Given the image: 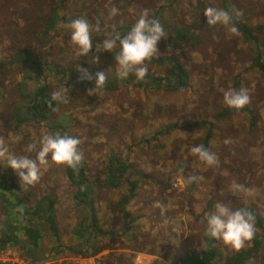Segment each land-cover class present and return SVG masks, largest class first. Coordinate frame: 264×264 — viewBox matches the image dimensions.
Masks as SVG:
<instances>
[{
  "label": "rangeland",
  "instance_id": "rangeland-1",
  "mask_svg": "<svg viewBox=\"0 0 264 264\" xmlns=\"http://www.w3.org/2000/svg\"><path fill=\"white\" fill-rule=\"evenodd\" d=\"M262 2L264 0H64L62 11L69 14L67 19L89 16L88 21L94 28L99 24L100 30L92 32L93 49L88 56H81L80 52L76 55L79 49L66 36L69 30L63 27L59 32L56 29L50 32V41L36 34V41L45 40L49 49L43 54V46H38L40 53L34 57L36 48H30L31 42L27 48L15 44L20 38L19 31L38 30V18L46 19L58 0H27L25 16L28 21L25 22L13 19L12 14L13 10L25 9L24 0H0V60H6L0 73V135L6 138L10 150L24 155L28 144L36 143L39 148L43 135L63 131L64 135L80 139L86 175L99 174L111 161L112 153L117 159L125 156L130 168L139 172L133 177V180L137 178L139 191L133 202L125 206L132 217L138 216L131 222L132 228L128 232L123 230V219L116 206L120 193L100 188L106 175L97 176L99 180L95 181L99 187H94L92 197L96 195L94 216L97 224H102L103 234L91 240L87 239L85 230L88 224L85 201L74 208L71 202L73 190L68 187L63 166L50 161L42 169L40 182L32 187L36 195L43 181L49 186L46 193L54 198L52 215L59 227L58 243L55 244L48 234V240L44 239L43 243L47 247L34 250L31 257L34 262H29L30 257H26L20 248L0 251V264H173L176 261L173 258L209 246L220 252L217 263L225 262L232 254L236 257V253L244 252L242 259H248L246 262L239 260V264H263L264 240H260L257 247L256 242L251 241L240 251H235L222 241L202 240L207 222L201 223L207 216L201 214L203 202L207 200L213 205V211L217 202L233 210L244 208L255 216V222L256 217L262 218L264 224V75L251 60L256 50L245 35L239 31L233 34L230 26L208 25L204 16L207 7L221 8L229 12L232 20L244 19L253 28L262 16L256 12L261 11ZM113 7L118 9L115 15L111 11ZM144 9L149 10L150 17L158 20L166 32L165 39L157 45L158 54L146 62L147 75L158 81L157 77L167 75L179 65L186 73L188 85L176 92L169 90L162 80L157 88L149 83L146 87H134L136 81L131 80L127 86L109 88L111 86L105 85L107 88L88 95L91 88L84 85L88 82L92 85L93 81L79 79L80 71L75 72L72 67L77 65L88 72L102 71L107 75V82L115 78L113 83H126L127 78L118 77L116 63L109 64L105 59L107 52L101 48L98 53L95 46L111 35V28L128 25L126 27L131 30ZM126 27L121 28L122 32L125 33ZM175 31L185 34V40H178ZM11 51L15 52L13 56H9ZM94 56L99 57V63L91 62ZM45 57L47 62H53L51 65L69 70L58 73L43 69L42 75L40 68L31 62ZM262 59L264 62V57ZM172 80L173 77H169L170 83ZM58 81L62 86L68 82L66 102H53L56 111H47L48 118L39 121L38 125L23 119L24 102L37 85L42 82L49 88L51 96L61 89ZM78 85L82 88L75 87ZM241 88L247 89L251 102L240 111L227 107L223 102L224 91ZM216 115L220 118L213 120ZM17 136L21 137L19 141H15ZM229 137L232 143L225 145L223 141ZM200 144L218 156L219 167H208L191 153V148ZM30 155L35 157V153ZM189 160L192 170L187 166ZM204 166L206 173H201L199 170L204 171ZM4 168H8L6 164H0V172ZM178 170L187 173L180 178ZM189 175L203 179L186 184L184 178ZM127 177L132 178L129 174ZM234 180L253 189L254 195L245 197L234 193L230 187ZM168 206L167 215L179 218L177 233L171 232L165 221L164 207ZM10 216L13 215L4 214L0 218L4 220ZM78 223L82 224L81 230ZM44 229H47L46 224ZM168 232L172 235L166 240ZM259 232L256 227V238L261 237ZM174 234L180 239H193L196 244L173 241ZM86 239V256L62 248L82 251ZM59 241L63 246L54 249L60 245Z\"/></svg>",
  "mask_w": 264,
  "mask_h": 264
},
{
  "label": "trees",
  "instance_id": "trees-1",
  "mask_svg": "<svg viewBox=\"0 0 264 264\" xmlns=\"http://www.w3.org/2000/svg\"><path fill=\"white\" fill-rule=\"evenodd\" d=\"M27 6H24L25 9L22 11L14 10L12 11L13 19L20 20L22 22L28 21V17L25 16L26 9H28V3L27 0H24ZM64 0H58L57 5L50 8V12L46 19L38 18V21L40 22L38 25L39 27V33L38 30H21L19 31L20 38H17L15 41V44H20L22 48L29 45L28 42H31L30 48L35 47L36 50L34 52V55L37 56L40 51L38 49V46H43V54L46 49L48 48V42L45 40H42L39 42L36 41L35 36L36 34H40L42 38H46L47 41H50L48 35L50 32L54 29L59 32L68 22L75 20L73 17H68L67 12H63L62 8L64 7ZM261 11H256L257 14L261 13L262 16L259 17V21L255 25V27H250L247 22H244V19L239 20H232V23L234 22L235 27H237L238 31L245 35L247 37V41L252 42L253 48L255 52L253 53L254 56H252L254 66L256 69L259 70L264 75V62L262 57H264V2L260 4ZM226 7V5L224 6ZM69 8V6H68ZM235 8V7H234ZM157 13V12H155ZM68 14V15H67ZM37 15L35 14L34 18H36ZM77 19V18H76ZM85 19L89 20V16H86ZM21 22V24H22ZM20 24V25H21ZM126 26H120V27H114L111 28V35H109L108 38H113L116 33L120 34L122 37L126 35V33L129 32V28ZM127 28V30L122 32L124 28ZM122 28V30H121ZM66 31V30H65ZM250 31H252L250 33ZM105 33V31H104ZM176 38L178 40H185V34L181 35L174 32ZM66 36L70 37V31H66ZM96 38H94V41L96 42ZM118 43V42H117ZM119 51V46L115 48L112 52H107V57L105 58L108 60L109 64L116 63L115 61V55ZM14 51H11L9 53V56H13ZM79 53V50L75 52L77 55ZM73 54V53H72ZM45 59V60H44ZM46 57L43 58L41 61L33 60L31 63L35 66H38L40 68V72L43 75V69H51L58 73H65V71H68L69 68L66 67H59V66H53L51 63L53 62H47ZM151 61V60H150ZM112 62V63H110ZM157 63V61L155 60ZM6 60L1 59L0 60V73L1 70H3L5 67ZM105 66V64L103 65ZM45 67V68H44ZM80 67V66H79ZM79 67L77 65L73 66L72 68L74 71L79 72ZM106 67V66H105ZM39 70V69H38ZM88 72V71H87ZM101 72V71H99ZM81 73V72H80ZM93 76L92 85H90V82H88L84 86H89L91 89L95 87V74L97 72L90 71L88 72ZM93 73V74H92ZM64 74H61L63 76ZM1 76V74H0ZM79 79H81V76L78 74ZM186 73L181 68V66L176 65L175 68L171 72H169L167 75H164L163 77H160L158 81L154 80V77L152 75H146L144 80H138L134 74H131L127 77L128 81L126 83L120 81L118 84L113 83L114 79H108V82L106 85L111 86L109 88H115L117 85L120 86H127L130 84L131 80H135L136 82H132L134 87H146V84H150L151 86H156L157 88L159 85V81H165V85L168 86L169 90L172 91H182L184 87H186L187 80H186ZM169 77H173V82L170 83ZM40 79H42L40 75ZM2 78H0V86H1ZM68 82H65L62 86V84L58 81V85L60 88H65L67 86ZM123 84V85H122ZM161 84V83H160ZM171 84V85H169ZM82 88L80 85L75 86ZM107 87H104L105 89ZM108 88V89H109ZM48 87L43 85L42 82L37 85L36 89L32 91L31 96L27 98V100L24 102V116L23 119H26L28 121H34L35 125H38L39 121L45 120L48 118L46 116V112L50 109L48 108V101H50L51 96L48 94ZM56 90V89H55ZM76 91H79L78 88L75 89ZM220 115H216L213 117L214 119H219ZM22 123V121H19ZM206 122H204L205 124ZM200 124H203L201 122ZM63 131H60V135H64L62 133ZM17 155V154H16ZM110 160L108 161L104 167L100 170L99 174H88L85 173L86 168L84 165V162L81 164V166L77 170H73L72 168H69L67 166H64V177L67 179L70 187H72L73 195L71 197V202L74 206V208H78L84 204L85 201V209L88 215V224L85 226L86 230V236L87 239H93V237H97L101 234H103V230L101 229L102 224H97L96 217L94 216L95 210H94V204L93 201H95V197H92L93 192L95 191L96 186L99 187L98 181H95V179H98V175L105 176V181L103 184L100 185V188H103L104 190H116L119 193L121 191H125V193L122 195H118L116 206L119 211V215L123 219V230L124 232H128L132 226L131 222H133V217L125 210L126 203L129 201V199L134 195L137 187H138V181H136L137 178L133 177L137 176L136 174L133 175V170L130 168V164L125 156L120 157V159H117L115 156V153H112L110 156ZM115 164V166H114ZM136 173V172H135ZM131 175L132 178L127 177V175ZM15 173L10 167L4 168L0 172V217L4 214H11L13 216L6 217L4 220L0 218V251H5L9 248H20V250H24V254L26 257H30L29 262H34V259H31V257L34 255V250L39 247H47L46 245H43L44 239L48 240L46 237L49 234V236L54 238V243H58V236H59V230L58 226L55 225L54 218H53V204H54V198L52 195L46 193L47 190H49V186L46 181H43L41 183L42 188H40L39 193L35 195L33 187H29L27 190H23L21 188V182L18 180L19 178L15 177ZM140 176L142 177L143 175ZM99 180V179H98ZM27 201H30L27 203ZM22 208L23 211L19 212L17 209ZM262 218L256 217V227L258 230H260L259 233H261L259 236L260 238L254 237L252 240V243L256 242V247L259 244L260 240H264V224L262 223ZM46 224V228L44 229ZM82 224L78 223L77 227L80 229L79 226ZM58 227V228H57ZM81 230V229H80ZM46 234V235H45ZM257 236V234H256ZM83 241V250L77 251V248L70 249L69 247H64L62 243L59 241L60 245L55 246L54 249L59 248V246H63L62 248H65L67 251L73 254H77L80 256H86V248L88 241ZM50 248V247H49ZM48 248V249H49ZM75 250V251H73ZM95 252V251H94ZM88 253V252H87ZM93 252H91L92 254ZM220 252L214 249L213 246H209L207 249H203L201 251H193L190 252L182 257L181 259L176 260L173 262V264H239V260L242 259V257L246 254L244 252H238L236 253V257L234 254L228 256L225 258V262L221 261L220 263H217L216 257L218 256ZM94 254V253H93ZM234 256V257H233ZM233 258V259H232ZM20 259L22 260L23 257L20 256ZM248 259V258H247ZM247 259H242L243 262H246ZM256 264V263H255ZM261 264V263H259ZM264 264V263H263Z\"/></svg>",
  "mask_w": 264,
  "mask_h": 264
},
{
  "label": "clouds",
  "instance_id": "clouds-1",
  "mask_svg": "<svg viewBox=\"0 0 264 264\" xmlns=\"http://www.w3.org/2000/svg\"><path fill=\"white\" fill-rule=\"evenodd\" d=\"M111 11L113 15L118 13V9L115 7ZM204 16L208 25L230 26V31L233 34H238V29L233 25L232 16L228 11L210 6L204 10ZM64 27L70 31L71 42L79 49L80 55L88 56L94 47L92 32L93 30H100L99 24L97 23L94 28L87 19L78 18ZM165 37L166 32L163 25L150 17L148 9H144L138 14L136 22L126 35L122 37L117 33L113 38L104 39L97 44L95 49L98 53L101 52V48L103 52H112L119 46V51L114 57L118 77L123 80L130 74H134L138 80H144L148 73L146 62L158 54L157 45ZM91 62L99 63V57L94 56ZM78 71L81 72L82 80L91 81L93 79V76L86 69H78ZM94 78L95 87L89 90L88 95H95L106 85L107 75L104 72H97ZM65 94H68L66 87L54 91L50 101H48V108L56 111L53 102H66ZM223 102L227 107L240 111L251 102V97L245 88H241L239 91L230 89L224 91ZM20 139L19 136L15 137V141ZM223 143L225 145L231 144L232 138H226ZM80 145V139L75 136H62L59 133L45 134L40 138L39 148L36 143H30L24 149L26 154L16 155L10 150L6 138L0 135V164H6L7 167L16 172L21 182V188L27 190L40 182L42 169L49 165V157L51 162L57 165L77 170L85 159ZM31 153H35V157L31 156ZM191 153L206 166L219 167L218 156L206 149L204 145L193 146ZM202 179L203 177L189 175L184 178V183L191 184ZM230 187L234 193H241L245 197L254 195L253 189L247 188L235 180ZM17 211L22 212L23 209L20 208ZM204 220L207 222L205 235L214 240L222 241L235 251L243 249L256 235L255 216L244 208L233 210L228 205L217 202L215 211L203 218L201 223H204Z\"/></svg>",
  "mask_w": 264,
  "mask_h": 264
},
{
  "label": "crops",
  "instance_id": "crops-1",
  "mask_svg": "<svg viewBox=\"0 0 264 264\" xmlns=\"http://www.w3.org/2000/svg\"><path fill=\"white\" fill-rule=\"evenodd\" d=\"M77 19H78V17H77ZM212 75V74H211ZM181 135H182V132H181ZM183 137V136H182ZM176 140H178V142H180L181 140L179 139V138H176ZM190 162H191V160H189V162L187 163V166H188V168L189 169H191V166H190ZM178 165H180L179 163H177ZM192 170V169H191ZM201 173H206V166H204V171H202V170H199ZM136 172V173H135ZM178 175L180 176V178H181V176H183V174H185V173H187V171H184V172H180V170H178ZM139 175V172H137V171H134L133 172V175ZM180 178H178L177 177V179L178 180H180ZM181 181V180H180ZM139 191V187H137V189H136V191H135V193H134V195L129 199V201L126 203V206L128 205V204H130L131 202H133L132 200L136 197V194H137V192ZM122 195L125 193V191H121L120 192ZM223 195H225L224 193H223ZM221 197H222V193H221ZM203 205H204V207H203V209L201 210V214H203V213H205L206 215H208V214H210V213H212V212H214L213 211V205L212 204H208V201L207 200H204V202H203ZM146 206H148V205H144V207H146ZM164 209H166V215H165V221H166V223H168L169 224V226H170V231L171 232H173V233H175L176 231V227H179L178 225H176L177 223H178V220H179V218H173L172 216H170V215H167V211H170V208H169V206L168 207H164ZM125 210L131 215V213L128 211V209L125 207ZM177 212H181L180 210H177ZM177 215L179 216V214L177 213ZM135 219H138V216H136V218H134L133 217V222H134V220ZM122 225H123V223H122ZM131 226V225H130ZM177 233V232H176ZM172 235V233H170V232H168V235H167V238H166V240H168L169 239V237ZM174 239H173V241H185L186 243H187V245H188V243L189 244H196V242L192 239V240H187V239H180V238H178V236L177 235H175L174 234ZM205 238H207L208 239V241H214V239H212L211 237H209V236H206L205 234L203 235V238H202V240H204L205 241ZM216 241V240H215ZM179 256H177V258H178ZM177 258H173L172 260H176Z\"/></svg>",
  "mask_w": 264,
  "mask_h": 264
},
{
  "label": "flooded vegetation",
  "instance_id": "flooded-vegetation-1",
  "mask_svg": "<svg viewBox=\"0 0 264 264\" xmlns=\"http://www.w3.org/2000/svg\"><path fill=\"white\" fill-rule=\"evenodd\" d=\"M49 161H51L50 158H49ZM62 170H63V175H64V166H63V169H62ZM66 180H67V179H66ZM67 182H68V181H67ZM68 187H70L69 183H68ZM69 248L72 249L73 247H69ZM178 259H181V258L178 257L176 260H178Z\"/></svg>",
  "mask_w": 264,
  "mask_h": 264
}]
</instances>
